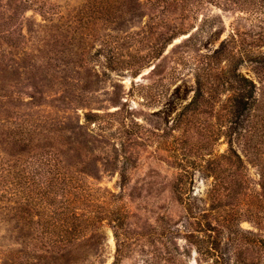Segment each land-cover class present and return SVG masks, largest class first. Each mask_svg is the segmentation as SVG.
I'll return each instance as SVG.
<instances>
[{
    "label": "rangeland",
    "instance_id": "1",
    "mask_svg": "<svg viewBox=\"0 0 264 264\" xmlns=\"http://www.w3.org/2000/svg\"><path fill=\"white\" fill-rule=\"evenodd\" d=\"M156 3L0 0V264H264V13Z\"/></svg>",
    "mask_w": 264,
    "mask_h": 264
},
{
    "label": "trees",
    "instance_id": "2",
    "mask_svg": "<svg viewBox=\"0 0 264 264\" xmlns=\"http://www.w3.org/2000/svg\"><path fill=\"white\" fill-rule=\"evenodd\" d=\"M154 0H152L153 2ZM209 0H156V5L160 7H164L163 10L166 8H169L170 6H180L183 8V10L187 13H191L193 10L201 7L204 2ZM232 3H234L238 7H242L244 11L248 12H257L260 11L264 13V0H229ZM259 6V7H258ZM184 31L180 30L174 33L170 38L167 39L166 44H168L174 37L178 36L179 34H182ZM243 33H239V30H237L235 36H233V42L237 45L239 38L242 36ZM238 40H237V38ZM226 41L222 43V45L215 50V52L211 55V57H216L218 59H221L222 57L226 58L227 60H235L236 57H240L241 61H244L245 55L249 57V51L247 49L238 47V48H232V50L225 44ZM236 50V51H235ZM257 58V59H256ZM253 56V59H250L251 61L258 62V63H264V60L261 57ZM238 81L240 82V93L238 95H235L234 97H231L228 99V108H229V115L231 117V123L232 125H236L233 127V129L237 130L238 126H243L245 121L248 120L249 115L252 113L255 102L253 101V98L255 97V83L247 77L242 72H237ZM230 146L231 151L234 149L233 146V140H230ZM234 152V151H233ZM236 155V153H235ZM238 157V154H237ZM240 158V157H239ZM41 162V161H40ZM51 168L55 166H59L57 163H52L51 161H48ZM39 164V163H38ZM40 166V165H39ZM44 168V167H41ZM211 230V229H210ZM264 242V238H261ZM211 246L207 247V251L204 252L205 255H216L217 260L216 263L218 264H226L225 260L221 261V257L218 255V248L221 245V242L218 239H215V241L211 242ZM119 252V249H118ZM116 261L114 262V264ZM230 264V263H227Z\"/></svg>",
    "mask_w": 264,
    "mask_h": 264
}]
</instances>
